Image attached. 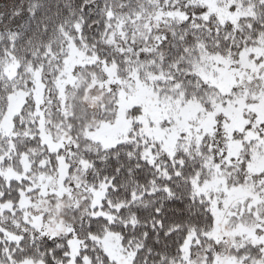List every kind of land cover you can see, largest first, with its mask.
Listing matches in <instances>:
<instances>
[{"label":"snow or ice","instance_id":"snow-or-ice-1","mask_svg":"<svg viewBox=\"0 0 264 264\" xmlns=\"http://www.w3.org/2000/svg\"><path fill=\"white\" fill-rule=\"evenodd\" d=\"M0 264H264V0H0Z\"/></svg>","mask_w":264,"mask_h":264}]
</instances>
